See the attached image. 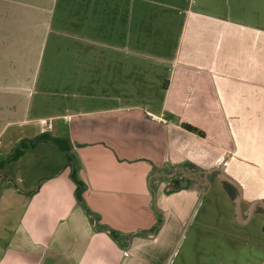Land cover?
<instances>
[{
    "label": "crops",
    "instance_id": "0c3cea01",
    "mask_svg": "<svg viewBox=\"0 0 264 264\" xmlns=\"http://www.w3.org/2000/svg\"><path fill=\"white\" fill-rule=\"evenodd\" d=\"M42 134L73 161L0 171V264H167L204 172L264 201V0H0V161Z\"/></svg>",
    "mask_w": 264,
    "mask_h": 264
},
{
    "label": "rangeland",
    "instance_id": "374dc122",
    "mask_svg": "<svg viewBox=\"0 0 264 264\" xmlns=\"http://www.w3.org/2000/svg\"><path fill=\"white\" fill-rule=\"evenodd\" d=\"M71 101L73 100L71 99ZM17 165L10 169V173L16 171L17 167L21 169L18 170L24 176L26 169ZM228 177L240 186L233 176ZM207 182L208 185L203 194L201 193L199 196L190 218L181 226L170 247L167 264H264L263 209L259 206L255 207V213L253 211L250 219L242 224L244 230L242 231V228L236 230L237 236L244 237L246 241L241 240V242L234 243L224 233L233 228L224 223L227 215L232 218L235 216L234 200L236 196L233 197V194H236V189L214 174L207 177ZM241 189L243 191L242 187ZM228 191L232 193L233 199L230 198ZM243 196H245L244 192ZM247 204V197H242L241 210L244 219V213L251 203L248 207ZM216 221L220 222L216 223ZM202 222H205L209 227L202 226Z\"/></svg>",
    "mask_w": 264,
    "mask_h": 264
},
{
    "label": "trees",
    "instance_id": "16d2710c",
    "mask_svg": "<svg viewBox=\"0 0 264 264\" xmlns=\"http://www.w3.org/2000/svg\"><path fill=\"white\" fill-rule=\"evenodd\" d=\"M184 127L187 130L191 131V132H195L196 131V129H194L192 127H189V126H184ZM40 140H50V141H52L65 154V156H66V158H67L68 161H70V162L73 161V158L70 155V146H66L67 139H64V138H51L47 134H42V135L36 137L33 140L27 141L28 142V145L26 144V142L24 140L21 141L14 148L12 154L8 158H6L3 161H0V171L5 167L6 164L18 160L24 154V152H25L26 149L32 148L33 147V144L36 143L37 141H40ZM70 178L76 184V187L77 188H76L75 194L77 196V200L79 202H81L80 193L82 191V183L79 182L76 179L74 169L70 173Z\"/></svg>",
    "mask_w": 264,
    "mask_h": 264
},
{
    "label": "water",
    "instance_id": "95a60500",
    "mask_svg": "<svg viewBox=\"0 0 264 264\" xmlns=\"http://www.w3.org/2000/svg\"><path fill=\"white\" fill-rule=\"evenodd\" d=\"M220 167L221 166L214 167L213 169H210V170H208V171L203 173V185H204L203 187H206L208 185L207 177L209 175H212V174H216V176L219 179L224 180L227 183H229V184H231V185H233L235 187V189H236V197H235V200H234V204H235V216H236L235 218H236V221H238L239 223L245 222L247 219H249L251 217V215L253 214L254 208L257 207V206L261 207L263 209V212H264V202L261 201V200H255V201H253L250 204V207L244 213L245 219H243V214H242V210H241V197H242L241 188L233 179H231L226 174H224ZM194 180H196L195 181L196 183H198V184L200 183V181L198 179H194ZM204 191H205V188H203V192Z\"/></svg>",
    "mask_w": 264,
    "mask_h": 264
},
{
    "label": "built area",
    "instance_id": "2783aa9c",
    "mask_svg": "<svg viewBox=\"0 0 264 264\" xmlns=\"http://www.w3.org/2000/svg\"><path fill=\"white\" fill-rule=\"evenodd\" d=\"M50 128H51V125L48 124L47 127H46V130H47V129H50ZM46 130L43 129V131H46Z\"/></svg>",
    "mask_w": 264,
    "mask_h": 264
},
{
    "label": "flooded vegetation",
    "instance_id": "af4514ba",
    "mask_svg": "<svg viewBox=\"0 0 264 264\" xmlns=\"http://www.w3.org/2000/svg\"><path fill=\"white\" fill-rule=\"evenodd\" d=\"M200 180H201V181H202V183H203V178H202V177H201V179H200ZM202 183H201V184H202ZM196 184H197V183H196ZM203 186H204V185H203ZM205 188H206V187H205Z\"/></svg>",
    "mask_w": 264,
    "mask_h": 264
}]
</instances>
